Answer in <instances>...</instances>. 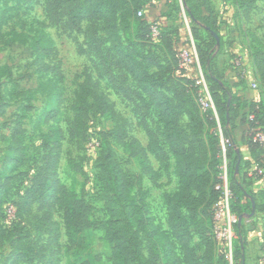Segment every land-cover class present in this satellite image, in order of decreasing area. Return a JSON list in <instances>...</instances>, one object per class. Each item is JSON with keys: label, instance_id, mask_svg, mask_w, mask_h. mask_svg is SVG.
<instances>
[{"label": "rangeland", "instance_id": "1", "mask_svg": "<svg viewBox=\"0 0 264 264\" xmlns=\"http://www.w3.org/2000/svg\"><path fill=\"white\" fill-rule=\"evenodd\" d=\"M170 1L180 5L179 0ZM193 1L199 5L202 2ZM210 3L220 23L222 49L218 57L228 72L223 74L225 79L231 84L236 82L234 86L242 100L264 102V84L253 64V53L264 52V0H256L250 17H245L239 9L238 0H211ZM54 12L51 0H0V227L13 234L16 241L14 246L9 241L0 245V264H113V245L106 238L109 203L101 179L105 144L112 147L130 183L131 194L146 207L155 234L152 244H159V253L154 255L156 259L159 256L158 264L168 262L161 238L168 240L180 264H189V250L170 228V213L180 192L181 178L177 159L165 137L166 127L159 108L126 70L122 57L108 41L103 21L94 25L105 43V55H110L107 50L113 52L111 55L117 56L120 64L108 59L103 61L90 49L88 30L92 24L84 22L79 28L69 30L66 20L52 19ZM150 12L153 14L154 10ZM174 17L180 18L177 14ZM181 19L187 35V29H191L189 18L183 14ZM191 40L195 48L193 37ZM194 53L197 54L196 48ZM184 60H189L187 55ZM110 70L116 83L110 78ZM200 73L203 74L198 65L192 76L199 80ZM88 74L95 90L114 107L116 117L93 114L87 121L84 136L76 133L72 136L75 94ZM200 82L198 109L204 112L200 98L209 95L212 99V95L206 80ZM122 86L141 96L125 98L119 91ZM168 87L171 91L167 94L172 97L180 90V81H170ZM51 110L55 116L46 121L52 115ZM247 112L248 109L239 111L234 125V137L242 155L240 181L255 205L254 214L243 220L247 232L245 264H264V170L257 169L244 140L252 134L245 126ZM180 127L189 131L186 115L181 116ZM122 130L146 150L145 167L119 142ZM211 132L217 134L220 146L216 189L221 194L214 221L227 218L223 226H215L212 232L216 239H225L226 255L216 258L219 252L216 248L209 259L206 244L193 226L189 248L199 264H241V259H235L239 246L235 225L239 218L230 204L236 198L230 189L234 165L227 157L229 141L223 135L220 118L217 117ZM46 136L51 138L47 150L45 146L50 140ZM50 154L58 155L56 163H49ZM49 166L55 182L89 208L87 227L75 248L68 247L62 213L55 205L51 203L53 208L49 210L41 202L24 205L28 191ZM237 197L248 203L246 197L239 194ZM183 212L188 215L187 206ZM202 228L212 239L209 227ZM20 240L22 246L17 243ZM149 250L144 249L146 256Z\"/></svg>", "mask_w": 264, "mask_h": 264}, {"label": "trees", "instance_id": "2", "mask_svg": "<svg viewBox=\"0 0 264 264\" xmlns=\"http://www.w3.org/2000/svg\"><path fill=\"white\" fill-rule=\"evenodd\" d=\"M210 1L202 0L199 5L193 0H182L186 16L191 20V32L198 62L210 86L215 107L204 112L198 109L199 87L197 78L192 76L198 63L192 45L182 28V19L174 17V14L181 13V5L174 3L170 5V0H51V4L55 10L52 19L56 22L66 20V29L75 30L84 22L92 24L88 30L90 40L88 46L103 61L108 59L117 64L118 57L111 55L113 52L107 50L110 55H105L107 53L105 43L99 37L98 29L94 25L103 21L108 41L122 57L121 62L126 70L140 90L159 108L166 127L165 137L177 159L181 178L180 192L175 198L170 213V228L176 238L189 250V264H199L189 248L193 238L191 226L205 242L209 259L216 248L219 249L216 258L221 259L226 255L225 239H216L212 232L215 226H223L226 221L225 217L220 222L214 221V211L219 204L221 194L216 189L220 146L217 134L211 132V129L216 126L217 117L220 118L223 135L229 141L227 157L234 165L230 189L236 198L232 199L230 204L233 213L238 218L242 217V221L235 225L239 243L235 259H241L243 264L247 237L243 220L253 214L254 200L240 181V169L237 173L236 167L240 161V168L242 155L239 159L234 125L239 119V111L248 109L245 126L252 131V134L244 140L257 169L264 170V145L255 141L257 132L264 133V102L258 104L242 100L235 86L230 85L218 70L217 59L222 48L218 46L214 34L220 38V23ZM255 3L256 0H238L239 9L245 17H250ZM151 10H154L153 14H150ZM140 11L143 12L142 16L138 15ZM157 24L159 34L154 38L152 28ZM184 52L191 57V63L182 67L181 55ZM253 64L260 81L264 84V52L253 53ZM152 68H155V71H151ZM109 75L116 83V77L111 70ZM85 77L75 94L72 136H76L75 133L79 137L84 136L87 121L93 114L116 117L114 107L95 90L92 77L89 74ZM173 80L180 81V90H176L174 96L169 97L167 93L171 88L168 87V83ZM119 91L127 99L133 95L141 96L123 86ZM54 113L51 110L52 115L46 121L53 119ZM182 115H186L189 120V131L180 127ZM251 116L254 119L251 120ZM46 139L50 140L45 146L47 150L51 138L46 136ZM118 140L144 167L147 165L146 150L137 140L131 139L124 130ZM102 154L101 179L107 192L110 214L106 238L113 245V264H158L159 256L156 259L154 255L159 253V244H152L155 234L152 233L144 203L131 194L130 183L122 173L109 144L103 146ZM47 158L49 163H56L58 155L50 154ZM54 176L49 166L45 174L36 180L28 191L24 205L27 207L32 202H41L42 207L47 210L55 205L62 213L68 247L75 248L80 244L82 234L87 227L89 208L74 193H70L65 187H60L55 182ZM238 194L246 197L248 203L240 201ZM184 206L189 210L188 215L183 212ZM198 217L203 219L198 220ZM202 226L209 227L212 239L207 237ZM13 237V234L0 227V245L9 241L14 246L16 241ZM17 243L22 246L21 240ZM160 243L168 258L167 264H180L174 257L168 240L161 238ZM145 248L150 249L149 256L144 254Z\"/></svg>", "mask_w": 264, "mask_h": 264}, {"label": "built area", "instance_id": "3", "mask_svg": "<svg viewBox=\"0 0 264 264\" xmlns=\"http://www.w3.org/2000/svg\"><path fill=\"white\" fill-rule=\"evenodd\" d=\"M138 15L139 16H142L143 15V12H139L138 13ZM152 32H153V37L154 38H156L157 36H158V34H159V26H158V24L157 25H155L153 28H152ZM187 55V57H188V61H185L184 60V56H186ZM196 60H197V58H196ZM191 63V57L189 56V54L187 53V52H184L182 55H181V66L183 67V66H187V65H189ZM198 65H199V68H200V71H201V67H200V64H199V62H198ZM202 80V82L203 83H205V78H204V75L202 74V73H200V79L198 80V78H197V86H199L200 84H201V81ZM200 103H201V106H202V108L204 109V111L205 110H208V109H215V107H214V103H213V101H212V99L210 98V96L208 95V96H205V97H201L200 98ZM250 119L252 120V119H254V117L253 116H251L250 117ZM255 141H258L260 144H262V145H264V133H262V132H257L256 133V135H255ZM224 181H226V178L224 179ZM218 189H220V187H218ZM227 189V188H226ZM225 196H226V205H228V200H229V198H228V192H226V194H225ZM226 218V217H225ZM226 221H227V218H226ZM220 222V221H219ZM227 223V222H226ZM219 230H220V232H222V228H220L219 227ZM219 238H221V237H219ZM224 239V238H223Z\"/></svg>", "mask_w": 264, "mask_h": 264}, {"label": "crops", "instance_id": "4", "mask_svg": "<svg viewBox=\"0 0 264 264\" xmlns=\"http://www.w3.org/2000/svg\"><path fill=\"white\" fill-rule=\"evenodd\" d=\"M172 2V4L174 3L173 1H171ZM179 2H180V5H181V7H182V0H179ZM183 14H184V17L185 18H188L187 16H186V13H185V11H184V9L183 8H181V13L178 15L180 18L181 17H183ZM189 24H188V26H192L191 25V20L189 19ZM187 35H188V40L190 41V43H191V45H192V48H193V50H194V52H195V48H194V44L192 43V32H191V29H187ZM190 36H191V38H190ZM193 40H194V38H193ZM195 54V53H194ZM195 57L198 59V57H197V54L195 55ZM217 68H218V70L222 73V74H224V73H228L227 71L225 72V67L222 65V64H220L219 63V57H218V59H217ZM226 81H227V79H226ZM236 84V82L235 83H233V84H231L230 83V85H235Z\"/></svg>", "mask_w": 264, "mask_h": 264}, {"label": "water", "instance_id": "5", "mask_svg": "<svg viewBox=\"0 0 264 264\" xmlns=\"http://www.w3.org/2000/svg\"><path fill=\"white\" fill-rule=\"evenodd\" d=\"M214 36L216 37V40H217V44H218V46L220 45V38H219V36L217 35V34H214ZM237 154H238V156H239V159H241V153H240V150L237 148ZM239 163H240V161H239ZM239 163H238V165H237V167H236V169H237V173H238V171H239ZM253 209H255V205H254V202H253ZM253 214H254V212H253ZM242 221V217H240L239 218V222H241ZM243 264H245V257H243Z\"/></svg>", "mask_w": 264, "mask_h": 264}]
</instances>
